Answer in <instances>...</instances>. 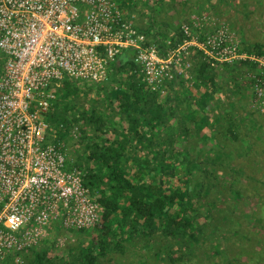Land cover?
I'll return each mask as SVG.
<instances>
[{
  "label": "trees",
  "instance_id": "obj_1",
  "mask_svg": "<svg viewBox=\"0 0 264 264\" xmlns=\"http://www.w3.org/2000/svg\"><path fill=\"white\" fill-rule=\"evenodd\" d=\"M144 32L151 34L150 27ZM162 39L158 37L157 41L163 47ZM172 40L173 45L183 41L181 30L173 34ZM241 47V51L264 54L261 43L242 40ZM190 59L194 62V87L201 94L198 96L184 87L181 78L169 84L166 94L151 91L142 80L131 49L117 57L109 78L103 82L65 79L52 88L56 98L47 121L57 133L56 141L69 147L72 164L86 170L85 185L104 212L100 232L78 252L72 250L62 258L53 254L52 244L45 243L24 254L25 264H120L121 259L114 254L125 255L128 246L137 240H141L143 249H149L147 264H186L189 259L207 264L221 252L226 264L251 263L232 257L233 248L227 241L239 236L257 243V235L249 236L251 231L240 221L242 216L237 210L248 216L242 195L252 194L250 201L257 200L261 212L253 214L260 218L256 230L260 229L264 225V193H247L243 183L232 176L239 173L249 183L257 180L248 170L230 167L223 160H218L216 166L207 164L212 154L219 158L226 154L219 153L223 144L218 136L221 118L218 123L212 120L209 104L220 97V103L226 105L233 90L224 91L219 68L202 53L193 50ZM221 66L234 75L229 77L231 81L226 80L236 83L239 76L247 77L249 70L257 69L249 61ZM175 84L182 87L180 96L173 90ZM191 99L199 104L198 110H189ZM225 112L230 117L228 108ZM236 125L230 120L226 128L232 141L239 139ZM76 126L78 139L71 133ZM203 126L208 127L209 134L201 132ZM198 139L204 146L211 139L215 146L203 150L196 145ZM220 170L224 178L219 177ZM222 242L223 251L218 248ZM260 245L264 252L263 241ZM11 261L8 264H13Z\"/></svg>",
  "mask_w": 264,
  "mask_h": 264
},
{
  "label": "built area",
  "instance_id": "obj_2",
  "mask_svg": "<svg viewBox=\"0 0 264 264\" xmlns=\"http://www.w3.org/2000/svg\"><path fill=\"white\" fill-rule=\"evenodd\" d=\"M183 41L163 47L124 15L117 0H0V264H25L51 229L88 230L103 207L85 185L86 170L71 162L47 121L65 79L100 83L125 50L135 51L142 80L167 93L176 78L194 82L188 58L199 51L213 67L244 60L251 107L264 113V54L241 51L226 22L193 15ZM76 126L72 131L78 139Z\"/></svg>",
  "mask_w": 264,
  "mask_h": 264
},
{
  "label": "rangeland",
  "instance_id": "obj_3",
  "mask_svg": "<svg viewBox=\"0 0 264 264\" xmlns=\"http://www.w3.org/2000/svg\"><path fill=\"white\" fill-rule=\"evenodd\" d=\"M134 1H136L135 4L128 2V0H117V3L129 21L138 28L145 30L150 27V39L152 38L157 40L159 35L165 38L171 36L172 33L174 34L176 31L180 30L181 24L193 15H197L210 16L215 21L226 22L237 32L241 41L244 40V42L247 43L264 44V0ZM129 14L130 16L133 14L134 16L130 17ZM163 40L165 39H162V41ZM242 62L247 61L239 60L231 64H241ZM187 63L189 64V70L191 72L194 62L189 57ZM3 64L4 61L0 58V66H3ZM218 68V71L221 73L219 77L220 85L224 86L225 90H223L225 92H227V88L232 89L233 94H231V97H228L226 105L220 103V97H218L219 100L218 98H215L209 104V108L213 109L210 113L212 120L218 123L219 121L217 120H219V117L221 118L222 124L219 129L220 133L218 132V136L223 144L221 148H219V153L220 151H224L226 154L221 155L222 157L220 156V158L219 156L216 157L212 154L211 161L207 164L212 167L215 163L219 164L218 160L219 162L223 160L229 164L230 167L237 168L238 170L239 167H242L241 170H248V173L254 174L257 180L249 183V180L239 173L232 174V176L235 180L243 183L245 186L244 190L246 192L264 193V113L255 111L251 107L253 90L251 89L250 80L247 79L246 76H243L242 78L239 76L238 83L234 81L229 82L226 78L230 80L229 77L231 78L234 75L230 76V72L225 68V66H220ZM174 80L176 79H173L168 83L167 90H169V84L174 82ZM183 80L185 88L189 87V89H192L194 93H197L194 87L196 82L195 78H193V83L185 79ZM174 86L175 88L173 90L175 94L177 93L178 96H180L182 92H179V90L181 91L182 87L178 84H175ZM198 95L201 94L197 93V96ZM183 105L186 107V103H183ZM198 105L199 104L197 102L191 99L189 110L191 108L195 111L198 110ZM225 108H228L231 112L230 117L226 116ZM230 120L232 122H236V126H238L237 129L239 130L237 131L239 139L235 141L229 139V136L225 133ZM204 122L205 120L202 121V123ZM190 126L191 128L194 127L192 124H190ZM201 132L209 134L208 127H204ZM244 141H246V143H244ZM196 142V145L203 148V150L206 148L207 150H211L215 146L213 140L211 139L209 140L207 146L202 145V139H198ZM72 152H75V150L72 149ZM223 172V170H220L218 173L220 178L223 177ZM255 186H257V188H255ZM251 195L252 194L245 196L242 195L243 207H245V211H249L248 216L244 217L243 211L237 210V213L239 212L242 216L240 221L247 227L249 232L251 231L249 236L255 238L257 235V243H254L255 240L253 239L249 240V238L238 239L239 236H233V239L228 240L227 242L231 244L233 248L231 251L232 257H238L245 260V262L247 260L248 262H251L246 264H256L255 262L259 261H262V263L259 264H264V252L262 246L260 245L262 241L264 243V225L261 226L260 229L256 230V225L259 224L260 218H256L258 215L254 217L253 214L259 212V209L256 205L257 200L250 201ZM242 196H240V198ZM261 204L263 205L261 206V211L264 212L263 202ZM100 227L101 224L95 228L88 229L85 232L51 229L48 237L41 243L38 249L43 247L45 243L52 244L54 255L61 256L62 258L66 257L70 251L73 250L78 252V250H81L82 246L89 242L91 238L96 237L100 232ZM252 232H255V235L252 234ZM223 244L224 243L222 242L218 248L221 249V246L223 248ZM134 245L132 244L128 246V251L125 255H121L120 253L114 254V257L121 259L120 264H147L148 258L146 253L149 252V249L145 250L142 248L141 240H137ZM240 251H244L246 255H242ZM260 258L262 259L259 260ZM198 261L199 259L196 261L189 259L186 264H197ZM106 264H108V262H106ZM207 264H226L223 252L214 255V257L212 256Z\"/></svg>",
  "mask_w": 264,
  "mask_h": 264
},
{
  "label": "crops",
  "instance_id": "obj_4",
  "mask_svg": "<svg viewBox=\"0 0 264 264\" xmlns=\"http://www.w3.org/2000/svg\"><path fill=\"white\" fill-rule=\"evenodd\" d=\"M129 16H130V14H129ZM131 16H134V15L132 14ZM131 16H130V17H131ZM130 17H129V18H130ZM170 29H171V28H170ZM171 30H172V29H171ZM160 36H161V35H159V37H160ZM172 36H173V33L171 34V36H168L167 38H165V37H163V36H161V37H163V39H165V40H164V43H165L166 41L172 39ZM131 51H133V53H135L134 50L131 49Z\"/></svg>",
  "mask_w": 264,
  "mask_h": 264
}]
</instances>
